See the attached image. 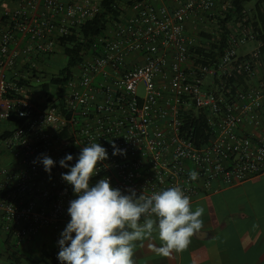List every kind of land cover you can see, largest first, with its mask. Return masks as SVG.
Returning <instances> with one entry per match:
<instances>
[{"label":"built area","instance_id":"built-area-1","mask_svg":"<svg viewBox=\"0 0 264 264\" xmlns=\"http://www.w3.org/2000/svg\"><path fill=\"white\" fill-rule=\"evenodd\" d=\"M9 1L12 8L3 6ZM231 5L123 0L117 17L108 15L102 31L85 38L81 27L102 12L100 0H0V121L22 119L0 140V233L20 243L66 226L76 194L61 175L69 169L58 162L72 153L69 163H75L90 142L109 152L90 183L108 177L137 195L178 185L191 201L264 173V24L254 6L227 21L217 61H196L195 47L208 45L199 32L219 39L224 28L216 14L224 17ZM70 36L89 47L60 82L59 102L55 95L34 101L25 93L28 83L15 80L40 82V72L33 61L17 67L18 58L48 56L56 48L64 56L61 41ZM248 43L254 46L247 50ZM191 113L204 115L211 140L184 128ZM112 141L126 152L113 156ZM40 154L57 161L51 173L34 162Z\"/></svg>","mask_w":264,"mask_h":264},{"label":"clouds","instance_id":"clouds-1","mask_svg":"<svg viewBox=\"0 0 264 264\" xmlns=\"http://www.w3.org/2000/svg\"><path fill=\"white\" fill-rule=\"evenodd\" d=\"M125 149L112 141V155L124 154ZM109 152L101 143L83 145L75 157L67 153L59 165L69 169L62 178L72 185L75 198L69 201L70 219L57 240V259L61 264H135V241L158 232L161 244L158 254L168 255L188 247L191 238L202 229V205L192 209L190 197L181 186H170L149 195L139 194L113 186L110 179L100 178L90 183L98 172V162ZM34 162L51 173L57 161L40 154ZM191 179L198 172L189 173ZM142 221V222H141Z\"/></svg>","mask_w":264,"mask_h":264},{"label":"crops","instance_id":"crops-1","mask_svg":"<svg viewBox=\"0 0 264 264\" xmlns=\"http://www.w3.org/2000/svg\"><path fill=\"white\" fill-rule=\"evenodd\" d=\"M14 5L11 1L3 4L8 8ZM25 43L24 38L21 45ZM39 56H20L16 66L27 67ZM46 58H49L46 61L52 59L41 56V59ZM13 127L7 120L0 121V132L13 130ZM216 187L190 201L193 210L202 205L205 211L202 229L192 236L187 248L173 250L168 255L158 254L154 248L159 247L161 241L158 232L153 231L135 241V264H264V173ZM61 230L45 228L16 244L0 233V264H33L32 258L41 257L43 246L57 255ZM14 250L18 252L13 256Z\"/></svg>","mask_w":264,"mask_h":264},{"label":"trees","instance_id":"trees-1","mask_svg":"<svg viewBox=\"0 0 264 264\" xmlns=\"http://www.w3.org/2000/svg\"><path fill=\"white\" fill-rule=\"evenodd\" d=\"M122 1L123 0H100L102 12L98 13L91 21L84 24V26L81 27L80 33L83 34L85 38H87L88 35H96L100 33L108 15L110 17L118 16L120 3ZM249 1L250 0H231L232 5L224 12V17L216 14V17L218 18V25H220V28H224V30L220 32L219 39L211 40L212 36L210 33L204 31L199 32L201 37L208 39V45L206 47H195V53L197 54L196 61L211 65L218 60V58L222 55L227 42V21L235 17L249 15L248 7L246 5ZM262 1L264 0H256L254 2L253 6L255 9L253 14L260 19L262 24H264V13L262 12L260 5ZM259 39L264 40V37L260 35ZM61 45L66 59L65 65L60 67L55 74L50 75V78L47 81L39 84L40 88L46 95V100L50 102L52 101L54 95L56 96V100L59 102V95L62 91V88L59 86L60 82L66 79V76L69 74V67L73 65L77 58L80 57L79 52L82 49H88L89 47L87 41L82 42L75 36L64 38L61 41ZM262 48L264 50V47ZM15 81L18 86L26 85L28 83V81L22 77L16 79ZM14 93V90H9V94ZM7 121L11 122L15 126L19 125L22 122V119L11 116ZM188 127L192 129L191 132H193V135L201 138L202 140H211L213 136V132L206 123L204 115L195 117L194 113H191L184 122V128ZM10 132H12V130L0 132V140L9 135ZM6 238L10 239L9 236H6ZM14 244H16V242H14ZM17 252V250H14L13 256L16 255ZM21 254L23 257L26 256L24 253ZM27 259H30V256H27ZM31 261L33 264H61V262L57 259V255L53 252V250L49 251L47 246H43L41 257L38 259L32 258Z\"/></svg>","mask_w":264,"mask_h":264},{"label":"rangeland","instance_id":"rangeland-1","mask_svg":"<svg viewBox=\"0 0 264 264\" xmlns=\"http://www.w3.org/2000/svg\"><path fill=\"white\" fill-rule=\"evenodd\" d=\"M255 0H250L246 5L247 7H251L254 5ZM254 46L253 43H248L246 45V49H250ZM240 50H238L239 52ZM45 57V56H44ZM48 57L52 58L50 61L49 58L41 59V56L38 58H34L33 62L38 67V71L40 72V82H36L34 80H28L27 89L25 90V93L32 98L34 101L39 102L42 100H46V95L40 88V83L47 81L50 78V75L55 74L57 70L59 69V66H62L66 63V59L63 55L59 56V49L56 48L54 52H52V55H48ZM41 68V69H40ZM32 83V84H30ZM137 92L140 96L143 95V86L140 84L138 86Z\"/></svg>","mask_w":264,"mask_h":264}]
</instances>
